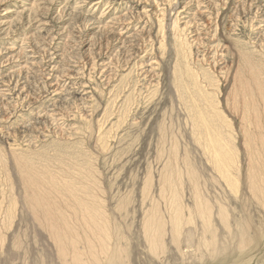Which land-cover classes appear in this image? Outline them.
<instances>
[{"label":"rangeland","instance_id":"obj_1","mask_svg":"<svg viewBox=\"0 0 264 264\" xmlns=\"http://www.w3.org/2000/svg\"><path fill=\"white\" fill-rule=\"evenodd\" d=\"M101 1L0 0V264L71 262L21 161L99 208L56 194L86 264H264V0Z\"/></svg>","mask_w":264,"mask_h":264},{"label":"bare ground","instance_id":"obj_2","mask_svg":"<svg viewBox=\"0 0 264 264\" xmlns=\"http://www.w3.org/2000/svg\"><path fill=\"white\" fill-rule=\"evenodd\" d=\"M90 1L93 3V6L94 7H99L100 4L102 3L101 0H90ZM177 5H178V3H177ZM23 7H25V6H23ZM183 10H181V11H183ZM176 13H179V12H176ZM177 21L175 20L173 23L176 24ZM190 23L191 22L189 20H187V21L185 20L181 24V26L187 27ZM197 25H198L197 26L198 27L197 32H202L203 31V27L201 25H199V24H197ZM195 36H198V34L195 35ZM256 85H255V93L257 94V97L264 99V89H263L264 87H261L258 84H256ZM58 86L59 85L57 83L55 85H53L54 91H57L59 89ZM241 89H244V93H247L246 92V88L244 87V85H242ZM256 113L259 114V112H256ZM260 114H261V111H260ZM54 116H56V115H52V117H54ZM48 117H51V116L48 115ZM253 137L255 138L254 135H253ZM261 138L263 139V137H261ZM18 170H19V173H20V176H21V179H22V183L21 184H23V187H24V190H25V193H24L25 194V196H24L25 204L29 207L30 210H32V212H34L37 215L39 214L40 218L48 223V225H49V227H50V229L52 231V234H53V237H54V241L60 247L59 250H60V253L63 256V258H65V256L67 255L66 254L67 253L66 247H67V244L69 243V244H72V251H71L72 252V256H71V262H70V264H86V263L82 262L78 250L74 247L75 246V240L72 237L71 228L69 226V223H68L67 218L63 215L64 213L62 212V210L60 208L61 207L60 204H59L60 201L58 202V199H57L56 194L57 195H60L61 194L63 197H65V198H67L69 200V205L71 206V209L73 210V212L81 213V214H86V215H83V216H85V217H83V222L86 225L90 226V228L92 227V229L97 234V236H95L97 238V241L100 242V244H103L104 245V240H105L104 232H105V229L102 226V224H103L102 221L103 220L100 217L101 215H100L99 208L95 205L94 202L87 201V200L81 198L80 195L76 191L77 188L75 189V187L73 185L69 184V183H63V182L62 183H59V181L57 182L55 179H53V180H51V184H49V182L47 181L48 178L46 179L44 177L45 174L42 173V172L40 173L37 170H35L32 166L29 165L28 162L21 161L19 163V165H18ZM41 178H43V179H41ZM168 179H169V177H168ZM255 190H257V188ZM163 199H164V197H163ZM205 208H206V206H205ZM205 208L203 207V210H204L203 212L206 211ZM177 216H178V214H177ZM179 222L180 221H179L178 218H176L174 220V223H175L174 228L176 226H178ZM147 223H148L147 224V229H148L147 230V237L149 238V241L151 242V244L153 246H157L158 243H159V240H160L159 236L161 234L162 224H161V222L159 220H150ZM153 225H156L155 228L158 230V232H157V235L158 236H156V234H153ZM103 250H104V248H103ZM69 254H70V252H69ZM67 258H68V256H67ZM120 262L119 263H116L112 259V257L109 258L108 261L106 260V264H121ZM94 263H96V262H94Z\"/></svg>","mask_w":264,"mask_h":264}]
</instances>
